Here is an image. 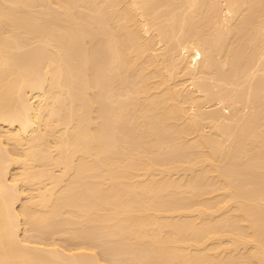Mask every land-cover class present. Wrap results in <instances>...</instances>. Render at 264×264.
Returning <instances> with one entry per match:
<instances>
[{"label":"bare ground","instance_id":"6f19581e","mask_svg":"<svg viewBox=\"0 0 264 264\" xmlns=\"http://www.w3.org/2000/svg\"><path fill=\"white\" fill-rule=\"evenodd\" d=\"M230 1L223 18L215 1L207 8L218 10L216 25L246 5L229 24L235 36L226 45L224 74L206 36L212 13L195 7L177 15L164 1L168 21L159 18L156 33L168 36L169 64L186 76L165 85L158 73L164 55L154 51L155 38L143 35L158 16L153 0H0V264H107L109 247L132 264H264V118L255 115L256 91L244 98L258 123L250 111L237 118L235 100L221 96L239 73L249 76L251 57L263 59L257 49L264 42V0ZM246 41L253 47L242 52ZM168 75L164 80L176 76ZM149 77L166 88L151 91ZM215 94L217 108L204 111L201 98ZM207 117L214 132L188 142ZM216 176L223 186L214 191L224 199L211 203ZM177 188L182 198L172 194ZM224 217L225 228L231 219L237 224L222 229ZM91 226L111 231L113 248L107 235L104 252ZM61 231L63 238H51ZM142 248L147 255L140 256ZM223 251L232 252L233 262Z\"/></svg>","mask_w":264,"mask_h":264},{"label":"rangeland","instance_id":"374dc122","mask_svg":"<svg viewBox=\"0 0 264 264\" xmlns=\"http://www.w3.org/2000/svg\"><path fill=\"white\" fill-rule=\"evenodd\" d=\"M164 1L166 2V0H153V2L155 3V5L156 6H154V3H153V6L154 7H157V9H156V12H154L156 15L158 14V16L156 17V18H153V19H155V21H154V24H152V26L151 27H149V30L145 33V32H143V35H145L144 37L145 38H148V36L151 38H155L154 40H157V43H154L155 45H154V51L155 52H158L157 54H160L161 56H163L164 55V58H162L161 59V56L160 55H158V57H160L159 59H161L159 62H160V65H162V66H160L162 69L160 70L159 68V71H158V73L160 74L159 75V77L160 78H162L163 79V81H165V85L167 84V85H170L171 83V85H173L174 83H176L178 80L179 81H181V79H183L184 77H186V76H181L180 77V75H181V72L180 73H177V72H179V67L177 66V67H175L174 69H172L171 68V64H169L170 62H169V55H170V53L169 54H167V52H166V47H167V44H165L166 42H168L169 44H170V40L169 39H167L168 38V36H162L161 37V35H158V33H156L157 32V29H155L156 27H157V24H156V22L158 23H160L161 21V19H162V22H163V20H165V19H163L162 17H163V15L161 14L168 6H165V3H164ZM167 1H169V2H167L168 4H169V7L167 8L168 10L170 9V10H172V9H175V11L174 12H176L177 11V15H180L181 13L180 12H182V10H185V12H187V11H189V12H187V13H194L193 12V9L195 8V7H198L199 8V10H200V12H205V14L206 13H208V14H211L212 12V9L211 8H215L214 6H217L218 7V10H219V15L221 14V16H222V18H223V15L222 14H224V12L226 13V11L228 12V0H213L212 2H211V0H180L179 2L177 1V0H175V2L177 1V3H174V1H172V0H167ZM215 1V3L214 4H212V5H214L213 7H210L209 6V9H211V10H209V9H207L208 8V5H211V3H213ZM232 1V0H231ZM230 1V3L232 4V2ZM236 1V0H235ZM239 1V0H238ZM150 2H151V0H150ZM156 2H157V4H156ZM172 2V3H171ZM191 2H192V6H191ZM217 2V3H216ZM237 2V1H236ZM240 2V1H239ZM241 2H242V0H241ZM152 3V2H151ZM167 3H166V5H167ZM197 3V6L195 5ZM210 3V4H209ZM241 4V3H240ZM243 4V3H242ZM241 4V5H242ZM244 4H246V2H244ZM243 4V5H244ZM172 5H173V7H172ZM201 6V7H199V6ZM233 5H235V4H233ZM242 5V6H243ZM238 6L240 7V5L238 4ZM161 7V8H160ZM165 9H164V8ZM176 7V8H175ZM188 7H190V8H188ZM230 7V6H229ZM187 8V9H186ZM232 8H234L235 9V7L233 6ZM237 8V7H236ZM241 8V7H240ZM243 8V7H242ZM244 8L246 9V5L244 6ZM239 9V11L238 12H236L235 14V17L237 18L238 17V14L240 15L241 14V12H246V11H244L245 9ZM197 8H195V10H196ZM221 9H222V11H223V13H222V11H221ZM160 10H162V12L160 11ZM190 10H191V12H190ZM194 10V11H195ZM199 10H198V13H200L199 12ZM202 10V11H201ZM204 10V11H203ZM214 10H216V9H213V11ZM217 10V11H218ZM157 11H158V13H157ZM160 11V12H159ZM217 11H214L215 13H217ZM247 11H249V9H247ZM136 12V11H135ZM185 12H183V13H185ZM195 12H197V10L195 11ZM160 13V14H159ZM214 13V14H215ZM202 14H204V13H202ZM213 13H212V16H214V17H212V20L213 21H208V22H210V23H208L207 22V27H205V29L207 30V31H209V33H210V31H211V33L209 34L208 32H206V31H204L203 33H204V35H206L205 34V32L207 33V35L206 36H208V37H210V38H208V40H211L212 41V46H213V48H214V50H213V54H212V56H213V59L216 61V63H215V66H216V70L219 72V73H221V71H222V74H224L225 73V63L228 61L227 59H228V53H227V57L225 56L226 55V51H228L229 49V47H231V44H230V46H229V44H228V42L230 43L231 41H232V39L231 38H233L234 36H235V30H234V35H233V29H234V27H232V25H233V22H234V20H235V17H234V20H233V18L232 19H229V21H226V19L227 18H225V20H221V18L218 16V20H219V18H220V20L221 21H219V22H216V25H215V16L217 15H214ZM233 14V13H232ZM140 15V14H139ZM138 15V20H140L141 19V22L143 21H145L144 19H145V16H144V18L142 17V18H140V16ZM229 15V14H228ZM136 16H137V14H136ZM160 16V17H159ZM165 17V16H164ZM159 18H160V20H159ZM167 20V19H166ZM165 20V23L168 21H166ZM232 22H231V21ZM147 21V20H146ZM149 21V20H148ZM217 21V20H216ZM228 22H230V23H228ZM221 25H220V24ZM224 23H226V24H224ZM218 24H219V26H218ZM229 24H232L231 26L229 25ZM154 25H155V27H154ZM209 25H211V30L210 29H208V27H210ZM205 26H206V23H205ZM229 26V27H228ZM214 27V28H213ZM227 27H228V29H227ZM231 27V28H230ZM176 28V25H174V29ZM200 28H201V26H200ZM202 28H204V24L202 25ZM213 28V29H212ZM221 31H220V30ZM176 30V29H175ZM202 29H200V31H201ZM218 32H217V31ZM203 31V30H202ZM173 33H175V31H172ZM214 32V33H213ZM220 32H222V33H220ZM215 33H219V34H221V35H217L218 36V38H217V36H215ZM226 33V34H225ZM155 34H157L158 36H160L159 37V39H158V36L156 37V35ZM229 36H228V35ZM146 35H148L147 37H146ZM232 35H233V37H232ZM213 37V38H212ZM229 37V38H228ZM244 37V36H243ZM163 38V39H162ZM166 38V39H165ZM149 39V38H148ZM165 39V40H164ZM224 39V40H223ZM150 40H152V39H150ZM227 40V41H226ZM241 40H242V38H241ZM243 40H244V38H243ZM264 40V38L261 40V41H263ZM210 41V42H211ZM222 41V42H221ZM225 41V42H224ZM245 41V40H244ZM153 42V41H152ZM154 42H156V41H154ZM213 43H214V45H213ZM218 43V44H217ZM222 43V46L220 45ZM245 44H240V47L242 46L243 47V45L244 46H246L245 48L243 47V51L242 52H246V51H248L249 52V49L251 50V47H253V44H252V46L249 48L248 46H250V44H249V42H244ZM246 43H248L249 45L247 46L246 45ZM250 43H252V41H250ZM228 44V45H227ZM166 45V46H165ZM217 47H216V46ZM226 45L228 46V48L226 47ZM169 46V45H168ZM215 46V47H214ZM221 46V47H220ZM224 46V47H223ZM260 46V47H259ZM258 47H259V49L263 52L264 50V42H260V45H259ZM152 47H153V45H152ZM228 50H227V49ZM167 49H170V47H167ZM218 49H220V50H218ZM225 49V50H224ZM245 49V50H244ZM259 49H257V52H259L258 54H263L264 55V52L262 53H260V51H259ZM172 50L170 49V51L169 52H171ZM257 52H256V55H255V57H257ZM163 54V55H162ZM224 54V56H222V55ZM243 55L244 54H241L240 55V57H241V59L243 60ZM259 55V56H260ZM263 59H262V58ZM216 58H218L217 60H216ZM223 58H225L224 59V61L222 60ZM259 58V57H258ZM260 58L262 59L261 61H259V59L257 60V59H255L254 57H251L250 59H249V61L251 60V64H252V62H254V61H256L257 60V62H256V65L255 64H253V65H251L250 64V62L248 63V66H252V71H249V76H250V78H249V76H247L246 78H244V79H242L241 77H244V76H242L241 75V73H239L240 75H238L237 76V80H236V83H234V84H232V83H227V85H225V86H223V88H222V90L224 89V91H225V94H223L222 93V97H224V95L225 96H227L228 94H226V93H229L230 95H228V96H230V100H231V97H232V100L231 101H234L235 102V104H236V106H235V104H234V106H235V109H236V117L237 116H241L242 114L244 115V112H245V114L247 115H249V106L250 105H248V100L246 101V99L244 98V96L245 97H249L250 96V98H252L251 97V95H253V92H255L256 91V93H254V97L256 96L257 98H259V99H262L261 101H262V104L264 103L263 101H264V79H263V75H264V72H263V70H264V65H262V64H264V56H260ZM166 59V60H165ZM252 59H253V61H252ZM239 60H240V58H239ZM242 60H240V61H242ZM163 61H166V63L164 64V62ZM259 61V62H258ZM161 62H163V63H161ZM220 62V63H219ZM222 62L224 63V66H223V64H222ZM262 62V63H261ZM255 63V62H254ZM260 65H259V64ZM257 64H258V67H257ZM168 65V66H167ZM226 65H227V63H226ZM164 66H165V68H164ZM254 66V67H253ZM225 67V68H224ZM261 67V68H260ZM224 68V69H223ZM251 68V67H250ZM255 68V69H254ZM257 68V69H256ZM258 68H260V70L258 69ZM137 68L135 67L134 68V70H136ZM169 69V70H168ZM223 69V70H222ZM253 69H254V72H253ZM262 69V70H261ZM168 70V71H167ZM133 71V70H132ZM163 71V72H162ZM176 71V72H175ZM131 72V71H130ZM129 72V73H130ZM133 72H135V71H133ZM172 72V74H174V76H175V78H168V80H164V78H167L166 76H169L168 74L169 73H171ZM136 74H137V70H136V72H135ZM164 73H165V75H164ZM251 73H253V75H254V77H253V75H251ZM130 74H132V72L130 73ZM262 74V75H261ZM133 75H134V73H133ZM133 75H131L132 77H133ZM150 75H151V73H150ZM149 76V75H148ZM162 76H165V77H162ZM252 76V77H251ZM257 76V77H256ZM228 77V76H227ZM150 78V77H149ZM148 78V80H150L151 82L150 83H148V87L150 88V87H152V88H150L151 89V91H156V90H159V87H160V89H162L165 85H162V84H164V83H162L161 85H156L153 81H152V79L150 78L149 79ZM181 78V79H180ZM252 78V80H250ZM161 79V80H162ZM178 79V80H177ZM185 79V78H184ZM183 79V80H184ZM248 79V80H247ZM257 79V80H256ZM250 80V81H249ZM187 81V80H186ZM245 81V82H244ZM246 81H247V83H246ZM263 81V82H262ZM252 82H253V86L256 88H254V87H249V89L247 88V86L249 85V84H251V86H252ZM178 83V82H177ZM186 83V82H185ZM208 84V83H207ZM154 85H155V88H154ZM244 85V86H243ZM259 85V86H258ZM263 85V86H262ZM260 89H259V88ZM165 88H166V86H165ZM233 89V90H232ZM248 89V90H247ZM224 91H221V92H224ZM220 92V93H221ZM250 92H252V94L250 95ZM260 94H261V96H260ZM217 95H219V92H218V94ZM243 95V96H242ZM216 94L214 95V96H212V97H210V98H212L211 100H207V99H205V100H207V102H205L204 100H203V98H201V100H202V104L204 105V106H202V109L204 108V109H208V110H210V109H212L211 107H216L217 108V106H216V101H217V99H216V97L218 98V96H216ZM220 96V95H219ZM123 97V96H122ZM238 97V98H237ZM256 97L254 98V105L256 106V110H255V112H256V117L257 118H259L260 117V119H261V117H262V119L264 118V111L261 109V111H259L258 109H257V106H259L260 107V104H261V102L260 103H258V105H257V102H259V101H255L256 100ZM235 98V99H234ZM216 99V100H215ZM227 99L229 100V97H227ZM229 100V101H230ZM216 102V103H215ZM237 102V103H236ZM233 105V104H232ZM247 105V106H246ZM264 105V104H263ZM255 106H253V107H255ZM261 107H263V106H261ZM252 108V107H251ZM264 108V107H263ZM203 109V110H204ZM234 109V110H235ZM240 109V110H239ZM206 110H204V111H206ZM207 110V111H208ZM190 111V110H189ZM241 111V112H240ZM251 111H252V109H251ZM251 111H250V113H251ZM263 111V114L261 115V112ZM191 112V111H190ZM192 112H193V110H192ZM253 112V111H252ZM254 112V113H255ZM207 114V112L205 113V115ZM223 114H225V113H223ZM241 116L240 118L242 119V117L244 118V116ZM255 115L253 116L252 115V113H251V115L250 116H252V117H250L251 119H254L253 121L254 122H260L261 120H259V121H255V119H256V117H255ZM235 117V118H236ZM247 117V116H246ZM249 117V116H248ZM255 117V118H254ZM238 118V117H237ZM239 118V121L241 120ZM205 119V120H204ZM236 120H238V119H236ZM256 120H258V119H256ZM264 120V119H263ZM262 120V121H263ZM199 121H200V125H198L197 124V127L195 128V130L194 131H192V135H191V133H189L190 134V140H189V136H186L185 137V139H186V141H188V142H193V141H195L194 139L197 137L198 138V134L197 133H199V132H202V134H206L207 135V132L210 134H212L213 132H211L210 131V127H212L211 126V123H207V122H209V119H208V117H207V119L206 118H203V119H200V120H198L197 121V123H199ZM234 123H236V121L234 122ZM257 123H255V129H254V127H253V129L254 130H256V128H257ZM206 124H207V126H206ZM203 128V129H202ZM258 129V128H257ZM211 130H214L213 129V127H212V129ZM198 131V132H197ZM205 131H207V132H205ZM210 131V132H209ZM260 132V131H259ZM194 134H196V135H194ZM210 134V135H211ZM262 134V133H261ZM261 134L259 133V137H261ZM263 134H264V129H263ZM263 134H262V136H263ZM188 135V134H187ZM194 135V139H192L191 140V137ZM187 137H188V139H187ZM222 138V137H221ZM262 140H264V139H262ZM263 142V144H264V141H261V143ZM261 146H262V144H261ZM264 147V146H263ZM264 149V148H263ZM246 157V156H245ZM241 160L243 159V162H244V157H241L240 158ZM242 162V161H241ZM15 165V164H14ZM14 165H11V170L13 171V172H15V170H17L18 169V164H16V166H14ZM13 166V167H12ZM50 167H51V169H52V166L53 165H49ZM56 166H58V165H55L54 167H53V171L55 170V169H58L59 170V167L58 168H56ZM242 166H244V165H242ZM17 169H16V168ZM197 168H199V166L198 165H196V167L194 166V169H197ZM181 171V174L179 173L180 171ZM179 170H177V172L179 173V175L180 176H182L183 174V172H182V170L181 169H179ZM260 170V169H259ZM11 171V172H12ZM264 171V170H263ZM17 172V171H16ZM177 172L176 171H172V175H174L175 173L177 174ZM190 172V171H189ZM174 173V174H173ZM184 173H185V170H184ZM186 173H188V171L186 170ZM185 173V174H186ZM171 175V176H172ZM68 175H66L65 177H64V179L65 178H68V180H69V178L70 177H67ZM178 176V175H177ZM179 176V180H180V182L182 181L183 182V180H181L182 179V177H180ZM173 178H174V176H172ZM171 177V178H172ZM217 177V178H216ZM215 178H214V184L212 185V187L211 186H209L211 189H212V192H211V197H210V200H211V203L212 202H216L215 200H223L224 199V196H221V194H222V191L220 192V187L218 186V184H220V182H221V186H223V184H222V181H221V179L220 178H218V176H216ZM172 178V179H173ZM177 179H178V177H176ZM45 179V178H44ZM68 180H64V181H68ZM84 180V179H83ZM80 181V185L81 186H85V184H83V182H85V180L84 181ZM89 180V179H88ZM87 180V182H86V184H89V181ZM179 180H178V183H180L179 182ZM213 180V179H212ZM220 180V181H219ZM46 183H47V181H48V179L46 178L45 180H44ZM63 181V180H62ZM62 181H60L59 183H61L60 184V186L62 185ZM82 182V183H81ZM58 184V183H57ZM64 184V183H63ZM20 186H21V184H20ZM58 187H59V185H57ZM215 186H218L219 188H217V189H215V191L217 190V193L214 191V188H215ZM23 187H26V186H22V188ZM183 189L184 188H181V190L183 191ZM28 190V189H27ZM27 190H25V191H27ZM178 190V191H177ZM177 190L176 191H173V190H171V192H172V194L173 193H175V195L177 196V197H181L182 198V195H181V192L179 191L180 189H178L177 188ZM219 190V191H218ZM213 191L215 192V194L213 193ZM178 192L180 193V194H178ZM214 194V196H213V194ZM218 193H219V195H218ZM223 195V194H222ZM20 196H22L23 197V199L25 198V194H24V192L20 195ZM22 197H20L19 198V200L20 201H16L17 203H15L16 205H18V203L19 202H21L23 199H22ZM20 205V204H19ZM18 205V206H19ZM17 206V207H18ZM64 215V213L62 214V216ZM223 216L225 215H227V214H222ZM65 216V215H64ZM63 216V217H64ZM219 216H221V215H219ZM60 217V216H59ZM58 217V218H59ZM222 218V217H221ZM232 218V217H231ZM230 218V219H231ZM235 218V217H234ZM228 220H229V217L228 218H225L224 217V221H222L221 223H218L219 224V227H221L222 229H227V228H232V226L233 225H235L234 223H236L237 224V222H234L232 225H230L231 224V222L233 221L232 219H231V222L227 225L228 227H224L226 224H227V222H228ZM221 221V220H220ZM236 221V220H235ZM97 222V224L96 225H98V224H100V221H96ZM84 223H86V222H83V225L85 226V224ZM89 224L91 223V222H88ZM91 224H93V222L91 223ZM82 224H81V226H82V228L84 227ZM95 225V224H94ZM21 226L23 227V221L21 220ZM62 226H65L66 227V224H63V225H61L60 227H62ZM86 226H87V223H86ZM85 226V227H86ZM236 226H238V225H236ZM84 227V229H86ZM243 227V226H242ZM95 229V230H93V232H94V235H96V233H98L99 232V234H98V236H102L103 238H102V240H103V244H104V241L106 242V239H107V235H108V238L110 237V240L108 241V242H110V244H111V248H113V245H114V243L112 242V232L111 231H109L108 230V233H107V231H105V230H102V229H100V230H102V231H99L98 230V227H96L95 228V226L93 227V226H91L90 228H89V230L88 231H90V229ZM234 228V227H233ZM237 228V227H236ZM238 231L241 229L239 226H238ZM164 230H163V232L162 233H164V232H168V233H164L165 235H167V234H169L170 233V230L168 231V230H166V227H164L163 228ZM235 229V228H234ZM247 230V228L246 227H243V231H246ZM241 231H242V229H241ZM21 232V231H20ZM91 232H92V230H91ZM106 233V234H105ZM164 234H162V235H164ZM97 235H96V237H98ZM58 237H60V238H63L64 237V232H58V233H54L53 234V236L51 237V238H54V239H58ZM88 238H90V236H88ZM225 239V238H224ZM60 240V239H59ZM225 241V240H224ZM116 242V241H115ZM102 244V243H101ZM101 244H99L100 246H101ZM108 245V247H109V244L108 243H106V246ZM106 246H105V244H104V247H103V251L104 252H107V250H108V253H105V255H104V257H106L107 258V260H108V262H106L107 264H114V263H116V264H132L129 260H127V259H124V258H121L120 256L121 255H119V252L116 250V249H114V251L115 252H112L111 251V249H110V247H109V249H107L106 251L104 250V248H106ZM251 246V245H250ZM250 246H248V247H243V248H239L238 247V249L237 250H241V253L239 254L238 253V251H237V253L239 254V256H244L243 255V252H244V250L246 251V253H247V250H249V248H250ZM102 247V246H101ZM239 250V251H240ZM109 251L111 252V253H109ZM145 252H147L148 253V251H145V249L144 248H142L141 250H139V254H140V256H142V253H143V256H145V255H147ZM224 252V256H226V257H229V259H227L226 261H229V260H231L232 262H233V259H232V256H233V254H232V252L230 253V251H228V254L227 253H225V251H223ZM226 252H227V250H226ZM233 253H234V251H233ZM237 253H234L235 254V256L237 255L238 256V254ZM114 254H115V256H117L118 258L116 259V260H113V257L112 256H114ZM244 254H245V252H244ZM114 256V257H115ZM223 256V257H224ZM235 256H234V263H235V261H236V258H235ZM240 257V258H241ZM109 258H110V260H109ZM225 259V258H224ZM237 259H239V258H237ZM242 259V258H241ZM241 259H239L240 261H242ZM243 259L245 260V258L243 257ZM238 260V261H239ZM119 261H120V263H119ZM205 264V263H204ZM206 264H211V263H209V262H206Z\"/></svg>","mask_w":264,"mask_h":264}]
</instances>
